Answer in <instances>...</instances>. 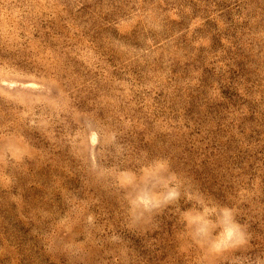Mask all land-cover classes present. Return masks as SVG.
<instances>
[{
	"label": "rangeland",
	"instance_id": "1",
	"mask_svg": "<svg viewBox=\"0 0 264 264\" xmlns=\"http://www.w3.org/2000/svg\"><path fill=\"white\" fill-rule=\"evenodd\" d=\"M0 264H264V0H0Z\"/></svg>",
	"mask_w": 264,
	"mask_h": 264
}]
</instances>
